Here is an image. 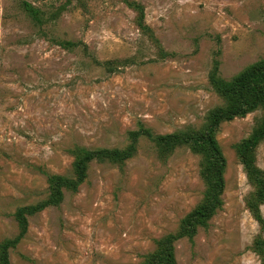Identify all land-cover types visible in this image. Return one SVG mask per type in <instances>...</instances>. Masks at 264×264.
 Instances as JSON below:
<instances>
[{
  "label": "rangeland",
  "instance_id": "obj_1",
  "mask_svg": "<svg viewBox=\"0 0 264 264\" xmlns=\"http://www.w3.org/2000/svg\"><path fill=\"white\" fill-rule=\"evenodd\" d=\"M258 63L264 0H0L9 264H264V102L214 127L220 179L185 139Z\"/></svg>",
  "mask_w": 264,
  "mask_h": 264
},
{
  "label": "trees",
  "instance_id": "obj_2",
  "mask_svg": "<svg viewBox=\"0 0 264 264\" xmlns=\"http://www.w3.org/2000/svg\"><path fill=\"white\" fill-rule=\"evenodd\" d=\"M24 7L28 9L34 17H37V12L33 6L27 2L23 3ZM216 79H212L213 85L217 86L218 90L223 93L227 98V106L223 109H218L215 112V119L213 120L211 128L204 134L190 135L188 134L187 138L190 142H193L194 145L198 146H207L209 152L207 153V159L214 170L218 172V178L220 177V169L222 158L219 155V150H217L215 142L213 140V129L217 125L218 121L224 117H232L235 115H241L247 112L248 110L256 108L261 102H264V66L262 63H258L253 68L248 70L245 73L240 74L236 79L227 84L216 85ZM181 134H172L162 137H151L153 140H158L161 143L169 144L171 140L179 138ZM261 134H259L260 137ZM258 136H254L251 140L244 141L241 144L240 150L243 155V161L245 169L248 173V176L252 179H258L259 171L253 166L252 161L248 157L250 148L254 147L259 139ZM133 150L134 147L131 146ZM132 150L126 152L119 150H104L102 153L111 160H123L132 155ZM84 167V160L78 162V176L82 175ZM80 172V173H79ZM220 179V178H219ZM262 182V180H258ZM12 243L10 240H6L0 252V264H9L6 249ZM168 255L165 254L164 257ZM161 257L158 259V263L161 261Z\"/></svg>",
  "mask_w": 264,
  "mask_h": 264
}]
</instances>
